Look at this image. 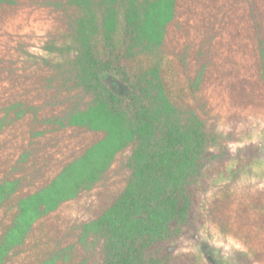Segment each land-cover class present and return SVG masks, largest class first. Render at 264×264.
<instances>
[{"label": "trees", "instance_id": "trees-1", "mask_svg": "<svg viewBox=\"0 0 264 264\" xmlns=\"http://www.w3.org/2000/svg\"><path fill=\"white\" fill-rule=\"evenodd\" d=\"M32 3L0 0V22L28 19ZM36 4L42 20L58 27L53 11L71 8L73 36L61 52L73 74L69 84L82 95L76 91L75 108L66 112L63 95L32 105L30 93L3 109L0 264L17 250L18 264L73 263L78 244L91 236L103 240L102 264H208L203 248L211 237L220 264L254 258L253 243L247 252L228 244L222 253L229 240L244 238L222 209L237 193L230 183L240 167L246 165V180L264 177V0ZM36 52L25 58L31 69L39 67ZM0 62L1 73L4 63L7 74L16 71ZM106 75L127 92L116 93ZM213 110L226 116L220 128ZM235 130L248 145L234 151L228 141ZM127 148L128 177L119 186L106 181ZM201 188L212 199L196 204Z\"/></svg>", "mask_w": 264, "mask_h": 264}, {"label": "rangeland", "instance_id": "rangeland-1", "mask_svg": "<svg viewBox=\"0 0 264 264\" xmlns=\"http://www.w3.org/2000/svg\"><path fill=\"white\" fill-rule=\"evenodd\" d=\"M31 1L34 3H32L30 6L31 13L28 14V19L24 15L19 14V19L14 16L12 20L6 19L0 22V61H8V63L16 70L13 73L10 72L7 74L9 67L4 63V67L2 68L4 71H2V73L0 72V97H5L4 99H0V117H2L3 109L6 105H11L12 102L18 100L17 97H20V95L27 96L26 93H30V96H32V105H38L39 103L41 104L43 99L46 100L47 97L52 98L54 101H56L57 98L58 101H60L61 95H63V97L66 99V102L65 107H62V109L65 108V112L70 110L72 107L75 108L74 102L77 99L75 98L77 96L76 91L80 92V96L82 95L80 89L74 90V86H72L71 83L69 84V77L71 78L73 74H69L70 71L67 67L68 54L61 52L62 48H64L66 44L70 45L69 42L73 36V12H71V8H68L63 12L61 11L59 15L56 10L53 11L51 16L54 18L58 17V21H60L62 24V26L60 24L58 27L56 25H52L53 21L51 20L49 23L42 20L43 16L42 13H40L41 6L38 8L36 2L43 3L44 0ZM60 8H62V6ZM68 27H70V29ZM38 44L42 50L37 49ZM18 45H20L23 51V54L19 57H17L15 53L18 51ZM35 50L37 51L36 53L40 54V59H38L39 62L37 63L39 64V67L31 69L29 62H25V58L30 52L33 53ZM64 54H66L65 58L62 56ZM2 63L3 62H0V66H2ZM58 63L65 64L62 67L63 69H57ZM28 67L30 69H28ZM63 74H65L66 80H63L64 78L62 79ZM104 80L116 93L123 95L127 92V87L117 78L106 75L104 76ZM41 81L42 84H39ZM60 85H62V87ZM221 106L227 107L226 105ZM226 110L228 113H230L228 108H226ZM212 114L216 119V126L218 128L222 127L218 123L226 116L216 112L215 110H213ZM226 128L227 131H231V126H226L225 124L224 129ZM234 132H238V135L230 137V141H228V147H232L231 149L235 151L236 147L240 145L244 146L247 143V146L248 142L244 144V142L240 141L242 138L240 132L238 130H235ZM68 133L69 132L67 130H60V136L67 137ZM249 139L252 138L250 137ZM217 150L218 149H215V152H217ZM130 154V149L127 148L116 156L113 165L105 174L106 181H118V186L121 181L124 182V177L127 178L128 176L126 170H124L122 167V163L123 160L129 157ZM240 169V175L238 174V177H233L234 180L230 183V185L234 188V191L237 193L228 199L227 205L226 201H223L225 205H223L224 207L222 211H227V208L225 207H228V211L232 214V220L236 221L234 227H241V232L244 234V241L232 239L226 244L223 243L224 245L222 247V253H226L227 249L225 247H228V244L229 248L235 246L246 250L245 252H247L249 250L247 245L249 246L253 243L254 258L246 255L247 257H244V264H264V200L260 199L257 201V203L255 202V199L264 193V177L258 176L256 174L253 175L250 180H246L248 177V174L246 175V172H248L246 170V165H243L240 167ZM115 185L117 186V184ZM199 191V194H196L195 197L196 204L197 198L201 202L204 200V198H207V200L212 199L210 195L208 197V194H205V191H203L202 188ZM251 198H253V201H249ZM81 202H83V199ZM211 207L213 206L211 205ZM192 212L193 213L191 214H194V211ZM69 219L70 218L67 217V220ZM211 239L212 237L210 238V243L205 245L203 248L207 262L208 264H220L213 256V242H211ZM214 240L217 241V243H219L218 241H222L219 238ZM78 246L83 247L80 248L82 249L80 258L75 256L74 258L70 259L71 261L73 260V263L67 262V264H102L104 254L103 240L101 238L97 236H91L87 238L86 246H82L81 243H79ZM161 247L166 248V242L162 243ZM192 249V246H189L186 248V251ZM186 256L188 255L183 257ZM19 257V250H17L14 252V254H11L10 259L7 261L8 263L6 262V264H18ZM180 261L181 260H178L177 262L166 261V263L163 262L161 264H178ZM188 261L189 259L187 261L185 260L186 263ZM201 261L202 260H200V264ZM189 262L190 264H195L197 261L195 262V260H190ZM196 264L199 263L197 262Z\"/></svg>", "mask_w": 264, "mask_h": 264}]
</instances>
